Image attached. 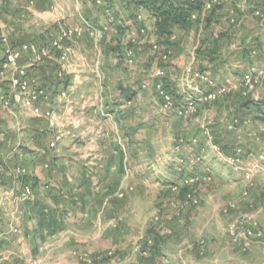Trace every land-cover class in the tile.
I'll return each mask as SVG.
<instances>
[{
  "label": "crops",
  "instance_id": "1",
  "mask_svg": "<svg viewBox=\"0 0 264 264\" xmlns=\"http://www.w3.org/2000/svg\"><path fill=\"white\" fill-rule=\"evenodd\" d=\"M233 2L235 6L246 9L247 13L243 16L239 14V20L241 17L245 23L254 18L258 20L257 11H264V0H243V5L239 4L241 0H231L230 6H233ZM36 5L34 15L41 18L43 24L51 26L53 23L59 25L64 23L68 27L82 28V34L74 44L77 54L72 59L69 69L68 92L66 91L65 98L61 96V92L65 91L62 84L58 85L56 59L35 68L41 84L52 89L51 102L45 107L53 108L52 103L56 104L59 96L60 106L58 107L61 108L63 125L60 126V120H58L57 126L52 128L47 121L34 117L23 108H5L0 100V167L4 168L0 171V184L6 187H18L19 181L13 174L14 168L22 164L28 166L31 180L35 185L33 201L44 202L48 207L56 208L59 217L65 222V228L59 233L49 236L46 235L47 232L44 233L43 236H47V240L44 248L39 249V251L47 249V253L41 255L44 257V264H80L72 257L73 252L97 254L96 252L99 251H94L93 248L98 246L103 248L110 238H122L123 234L129 231V225H132L130 233L134 242L137 239L152 238V232L158 235L157 247L154 250L148 248L144 252L148 264H219L220 260L216 259L215 255L210 256L213 259H207L211 249L209 240H203L207 243L204 255H201L199 251V244L197 251L193 254L186 252L185 249L170 250L175 245H172L171 239L163 236L165 230L162 232V229H166L165 226L173 225V223L164 222L155 225L154 228L150 226L145 235L143 228L147 217L152 213L149 215L145 213L140 217L136 213L149 208L137 201L138 195L151 194L150 191L155 193L156 190L164 188L163 185L160 187V183L151 186L148 180L143 183L144 185L137 187V181L140 179L137 176L139 169L136 163L141 161L142 156V152L136 149L137 146H149L147 152L150 151L151 155L155 152V146L163 145L165 141L171 139L170 133L174 130H193V126L190 129L188 118L179 115V107L185 102L186 95L183 90L185 86L182 77L183 69L180 74L176 69L178 53H175L176 56L171 63L169 62L168 68L165 65L166 75L160 79L155 72L159 66H163L160 59L165 47L159 44L160 51L155 52L152 49L151 39L139 35L142 24L137 21L136 13H119V16L118 14L113 16L114 13L109 11L101 13L91 9L93 6L91 2H87L86 7L76 6L74 13H67L64 8L57 5L56 0H39ZM1 6L4 7V17L0 16V18L10 30V39L14 43L22 45L49 41L50 37L39 30L35 36L30 37L24 23L18 21V13H22L23 16L25 11L20 9L17 0H0ZM59 7L64 10L62 13L58 12ZM225 12V8L213 11L205 22L198 20L197 25L191 29L196 34V40L189 65L193 64L198 69L209 66L208 72L217 79L222 70H229L227 66L231 61H228L225 56L227 48L244 50V54H247L246 50L251 52L254 47L264 48L262 33L260 35L263 39L260 44H250V40L243 43L240 41L230 43L228 41L230 37L241 33V29L224 31L227 24ZM145 14L148 17L149 35L153 36L154 20L149 13ZM216 21L220 23L217 24ZM263 23L262 26H264ZM104 28L107 29L104 30ZM99 30L103 31V39L98 43L96 35ZM191 30L177 28L173 43H179L185 33ZM57 33L53 31V28L50 29L51 37ZM222 35H224L222 53L219 52L212 60L203 51L214 48L216 40ZM136 36L138 41L133 43L132 38ZM253 36H256V33L249 38ZM125 37L130 38L129 44H125L126 47L122 46L124 43H119L123 42ZM174 44L170 48L177 49ZM128 47H133L135 50L136 61L133 66L129 65L124 53ZM250 57L257 58L252 57L251 54ZM236 62L241 65L243 61H235L232 66L238 65ZM22 64H28L27 59H22ZM256 65L254 63L248 71L257 68ZM233 80L236 79L227 78L219 80V83L229 84ZM160 81L168 91L176 92L172 93L176 108L170 112L166 110L165 103L156 87ZM7 84V80L0 79V94ZM179 88H182V91ZM256 93L264 94V79L257 84ZM234 97L235 94L223 98V112L217 117L214 116V119L219 122L215 125L220 124L223 127L227 116L236 117L238 114L236 109L232 105H227L230 102L228 99ZM243 98L254 99L255 97L253 94L243 96L240 99L241 104L245 102ZM215 108L203 110L201 106L199 110L202 111L201 115L204 119L207 117L213 119ZM252 108L254 107L242 109L251 111ZM249 116L248 114L247 117ZM257 124L260 128L264 125V121L261 120ZM204 126L205 124L201 123L199 128ZM213 128V126L206 127V134ZM236 134V132L232 133L233 136ZM192 140V144L196 146L199 137ZM52 141H55V147L50 146ZM76 141L78 144H74ZM58 145H64L65 149H58ZM197 148H199L198 145ZM165 155V158L160 161L156 160L158 164L168 163L169 155ZM47 162L52 163L50 169L45 167ZM73 165L80 167L74 170ZM146 175L152 180L151 182H156V177L163 182L160 176H166V171L164 168L155 169V172L146 173ZM183 175L180 174L179 178ZM50 185L53 189H49ZM24 205L25 203H22L21 207L26 212ZM122 209H128L131 211L130 214H134L131 223L128 222V216L122 213L124 211ZM35 217L30 221L36 223L37 217ZM118 219L122 220V223L115 228L114 222ZM28 222L29 220L24 217L23 226L26 230H29L31 226ZM183 222L181 220L180 223ZM188 227L185 221L179 228ZM204 228H207L206 225ZM30 233L28 240L35 238L34 241H40L34 237V232ZM222 238H225L224 242L231 249L237 251L238 256L230 254L221 264H264V242L253 244L248 253H243L230 243L227 237ZM6 240L7 238L4 237V242H7ZM172 240L175 239L172 238ZM4 248L7 247L4 246ZM8 253L12 254V259L5 261L4 264H27L22 253L16 254L11 251ZM123 254L125 253H121ZM128 257L137 258V255L133 250L132 253L122 256V261L116 259L118 263L115 260L113 262L126 264Z\"/></svg>",
  "mask_w": 264,
  "mask_h": 264
},
{
  "label": "rangeland",
  "instance_id": "2",
  "mask_svg": "<svg viewBox=\"0 0 264 264\" xmlns=\"http://www.w3.org/2000/svg\"><path fill=\"white\" fill-rule=\"evenodd\" d=\"M38 1L39 0H37L36 4H38ZM56 1H57V5L64 8L67 11V13L76 12V6L78 5H83L86 7L87 2L93 3L91 9L98 10L101 13H107V11H109V13H114L113 16L115 15L117 16V14L119 16V13L120 14L136 13V11L138 10L137 5L133 3L134 1L131 2L132 0H103L102 3H98L97 0H66V1L56 0ZM242 1L243 0H241V3L239 4L243 5ZM17 4L19 5L21 10L25 11L24 13H35L36 11L34 9L36 8L37 5L30 8L31 4H29L28 0H17ZM28 7L30 8V10L28 9ZM60 7L58 12L62 13L64 10H62ZM233 7L237 10L238 15L240 14L241 16H243L244 13H247L246 9H242V6L240 8L238 6H235L234 2H233ZM247 11L251 12V10H247ZM89 12L91 13V11ZM144 13H148V12L145 10ZM0 16L4 17V7L2 6L0 7ZM132 16L133 15H131V17ZM224 16L227 17V11L225 12ZM35 18L38 17L35 16ZM38 19L39 21H41V26H36L35 24H33L31 20L29 19L27 20L26 18H24L22 16V13L21 14L18 13V21H22L24 23L25 27L28 29L27 31L30 34V37L35 36L36 35L35 33L38 32L39 30V31H43L50 38H52L50 34L51 28H53V31L55 30L57 32H60L64 28L68 27L64 25V23H61V25H59L58 23L57 24L53 23L51 26H49L43 24V20L41 18ZM216 23L219 24L220 22L216 21ZM226 23H227L226 27L227 26L229 27L230 26L229 23L228 22ZM262 23L263 22L261 20L259 19L257 20L256 18L246 23L242 20L241 17L240 20L238 18V24L236 25V29L240 28L241 33H238L235 36L230 37L228 41L230 43H233L235 41H240L241 43H243L247 40H250L249 42L250 44L252 43L260 44L261 39H263L260 33L264 34L263 31L264 26L261 25ZM149 25L151 24L149 23ZM255 33L256 36L249 38L252 34ZM123 38H124V33H123ZM195 40H196V34L194 33V30H191L189 31V33H185V35L182 37V40L179 43L174 44L175 47L177 46V49H173V56L171 61L176 56L175 53L177 52L178 55L176 58H179V60L178 62H176L177 63L176 69L179 71V74L182 69L184 72L186 67L192 65V64L189 65V63H191ZM129 42H130V38L125 37V40H123V42L120 41L119 43L121 44L124 43L122 44V46L126 47L125 44H129ZM223 43L224 41L221 39L220 45L223 46ZM249 43L248 45H250ZM127 49H125L124 51L125 55ZM222 49L223 48L220 49L221 53H222ZM246 51H248L247 54H244L245 52L244 50L227 48L225 56L228 61H231V63H229L227 66L229 70L226 69L222 70L218 77L219 78L218 81L219 80L222 81L227 78L232 79L233 77L236 79L231 81L229 84L223 83V85L232 87L234 89V91L230 95H228V97L233 94H235V97L229 98L228 100H230V102L227 105H232L234 109H236V112L238 113L236 117L234 116L233 118H231L230 116H227L225 120L226 121L225 126L223 127L220 124L215 125V123H219V122H217L214 119V116L217 117L221 115L223 112V107H224L223 99L221 101H217L212 104H203L201 105L203 110L216 107L213 113V119L212 118L210 119L209 117L204 119V116L201 115L202 111L200 110L194 114L182 115L188 118L190 129L191 126H193L192 131L174 130V132L170 133L171 139L165 141L163 145L160 144L159 146H155V152L152 153L151 155H150V151L147 152L148 148H150L149 146L146 147L137 146L136 148L140 150V152H142L141 154L142 156L140 158L141 161L136 163L137 168L139 169L138 170L139 174L137 176H139L140 180L142 179L141 181L140 180L137 181V187L144 185L143 183H145L146 180L149 181V184L151 186L155 185L156 183H160V187H162V185L164 187L163 189L160 188V190H156L155 193H152L150 191L151 194H141L137 196L138 198L137 201H139L142 206H146V207L149 206L148 209L142 210L141 212H136L137 216L140 217L145 213L146 215L152 213L146 219V224L143 228L144 234L146 231L149 230L148 227L150 226L154 228L155 225L157 226V224H161V223L163 224L164 222L173 223V225L165 226L166 229H162V232L164 230L167 231V232L165 231L163 232V236L167 239H171L172 245H175V247H171L170 250L179 251V249H185L187 250L186 252L193 254L194 251H197L196 249H197V245L199 244L198 243L199 241L209 240L211 243V249H210V253H208L209 257H207V259L211 260L213 259V257L210 256L215 255L216 259L220 260L219 264L224 263V261L229 257L230 254L231 255L235 254L236 256H238L237 251L231 249L230 246L224 242L225 238H222V237H227L228 241L232 243L227 235V229L232 219V216L233 215L235 216L237 213L235 214L234 211L232 215H226L224 213V208L227 207V205L230 203H236L238 207L237 212L255 211L259 207V205H261V194H262V190L264 189V176L262 174H259L255 178V187L251 190L250 196L244 197L243 193L248 186L247 181L243 178L241 173L234 171L230 165L225 163L215 154V152H213L210 149V142H211L210 136H211L213 137L212 141L214 143H219L225 151L231 154L236 153L237 150H241L244 154L242 155L245 156V159L247 160L246 162L247 164L252 163L255 160L254 158L252 160L248 158L251 153L258 155L259 153L264 152V132L261 130L262 125L259 128L257 124L258 122L261 121L262 116H260L261 114L255 108H252L251 111H244L242 109L243 106L240 102V99H242L243 97L242 92H240V89L237 88L235 90L234 88L239 80L236 77L239 76L240 78H242L254 63L257 64L256 65L257 68L264 67V56H259L257 58L252 59L249 54L250 51L249 50ZM204 52L206 51H203V53ZM123 58L125 59V57ZM223 60L225 59L223 58ZM235 61H243V62L241 63V65L240 63L236 62L238 65L232 66V64ZM168 66L169 63L166 64V68H168ZM201 68H202L200 69L201 71H204L210 74L211 76L215 77L213 74L208 72L210 70L209 66H205ZM182 77H183V73H182ZM57 80L59 83L58 85L62 84V87L65 90V92L66 91L68 92L67 85L69 83V75H67L65 81H60L59 79ZM184 83L185 86L183 90L187 91L188 90L187 83L185 81ZM179 89H181L182 91V88ZM173 92L176 93L175 91L170 90V94H172ZM62 97L65 98L66 96H62ZM160 97L161 99H163L161 94ZM175 104L172 109L170 110L166 109V110L169 112L174 110L176 108ZM52 105H53L52 109L55 113V117L57 121L60 120L59 123L61 126L63 125V120L61 119L62 118V112L60 111L61 108L58 107L60 106L59 96L56 99V104L53 102ZM179 108L181 109V106ZM248 114L250 115L249 117H247ZM256 119L257 122H255ZM246 121H248L249 124H246ZM201 123L205 124L204 128H199ZM60 126H58V128ZM212 126L214 127L213 130L210 129L206 134L207 131V130L205 131L206 127H212ZM235 132L237 134L233 136L232 133ZM257 135L259 136V138ZM197 136L199 137V142L197 144L199 148H197V145L195 146L192 144L193 141L192 139H194ZM74 144H78V141H76ZM58 149L63 150L65 149V146L58 145ZM164 153L169 155L168 163H165L164 165L158 164L157 163L158 160L160 161V159L165 158L166 155ZM198 157H200L199 161L196 160ZM182 159H184L185 162H182L181 161ZM47 164L49 165L48 169H50V164L52 163L47 162ZM21 166L24 165L22 164ZM79 167H80L79 165H73L72 169L76 170L79 169ZM162 168H164V171H166V176H160L163 182L160 181V179L157 178L156 175H155L156 182H151L152 180H150V178L147 177L146 173L155 172V169L161 170ZM3 169H4L3 167H0V171ZM180 174L190 175V176L199 175L201 177L200 182L193 185L194 187L192 186L193 189L197 191L199 204L184 206V201L186 200L185 199L186 189L182 188V186L178 184L181 180V178H179ZM18 183L19 186L16 187V189L21 191L22 183L21 182ZM175 183H177V185ZM8 188L9 187H6L4 185V198H6L7 195L6 193L8 191ZM49 189H53V186L51 187L50 185ZM11 202L12 203L9 202V204H7L6 209L0 210V264H4L5 261H10L12 259L11 258L12 254L8 253V251H11L16 254L22 253L21 255H23L24 261L27 264H44L45 260H43L44 257H42L41 255H45L47 249L45 250L43 249L40 251L39 249L40 247L44 248L45 241L47 240V236L43 238L45 232L39 231L36 228L37 220L36 223L31 222L29 220L28 223H30L31 226L29 230H26L23 226L25 214L17 213L18 210L22 209L21 207L22 204L18 201V199L16 200L15 197L11 198ZM144 203H146V205H144ZM123 210L124 209H122V211ZM130 212L131 211L128 209L122 212L123 214L126 215V217L128 216L129 223H131V218L132 220L134 219V214H130ZM60 216L62 217V214ZM157 216H160L159 221L155 220ZM118 220L114 222L115 228H118L119 227L118 224L122 223V220L119 221ZM181 220H183L184 222L186 221L187 226L189 227L184 229L179 228L180 225L184 223V222L180 223ZM260 221L262 226H264V213L260 214ZM205 225L207 228H204ZM128 228L129 231L123 234L122 238L108 239L103 248H100L99 246L93 248L94 251H99L96 252L97 254H89V255L91 257H95L99 255H106L109 252H113L115 254V258H111V259L108 258L107 262L109 264H116V262L118 263L116 259L122 261L123 260L122 256L127 255L128 253L130 254L134 250V252L137 255V258L128 257L131 262L146 261L144 252L142 250L143 249L148 250V246L146 244L147 238L137 239L136 242H134L130 233L132 229V225H129ZM30 232H34V237L38 238L40 241H34L33 239L35 238L28 240V236L31 234ZM4 237L7 238L6 240L7 242H4ZM172 238H174L175 240H172ZM4 246H6L7 248H4ZM136 248L139 249L137 250ZM123 252L125 254L121 255V253ZM80 254H86V253H80ZM37 255L38 257H36ZM72 257L75 258L78 261V263L86 264L80 258L75 256L74 252ZM129 259L126 262V264H130ZM197 259H199V257H197ZM113 260H115L116 262L114 263Z\"/></svg>",
  "mask_w": 264,
  "mask_h": 264
},
{
  "label": "built area",
  "instance_id": "3",
  "mask_svg": "<svg viewBox=\"0 0 264 264\" xmlns=\"http://www.w3.org/2000/svg\"><path fill=\"white\" fill-rule=\"evenodd\" d=\"M31 7L36 5L37 0H28ZM203 5L201 11H196L192 14L194 21L202 20L206 21L210 13L213 11L225 8L227 11L226 21L229 23V27H225V32H230L236 28L238 24L237 10L230 6L231 0H202ZM98 3H102L103 0H97ZM28 7V9L30 10ZM228 9V10H226ZM145 9L139 7L136 11V19L142 24L139 30V35H143L146 38L149 37L152 42V49L155 52L160 51V45L157 42V36L154 33L153 36L149 35L148 31V17L144 13ZM259 19L264 22V11H257ZM23 17L27 20H31L36 26H41V21L35 18L34 13H24ZM232 28V29H231ZM107 28H104L106 30ZM82 28L78 26L67 27L58 32L54 37L49 38L46 43L30 42L22 45L14 43L10 39V30L4 25L3 20L0 18V79L7 80L6 87L2 89L0 94V100L3 106L7 109L20 107L25 111L31 113L34 117L44 119L48 125L52 128L57 126V119L55 113L51 107L48 106L52 99V89L41 84L40 77L35 71L37 66L44 65L47 61L56 59L57 61V78L60 81H65L69 74L72 59L76 56L77 50L75 48V41L81 36ZM97 42L99 43L103 37V31L97 32ZM138 41V37H133L132 42ZM252 57L264 56V48H252L250 52ZM173 56L172 48H165L161 53V62L163 66H159L155 74L158 78L162 79L166 75L165 65L168 64ZM22 59H27L28 64H22ZM126 59L130 65L135 64L136 56L133 47H130L126 51ZM184 81L187 83L188 90L185 91L186 98L182 104L179 114H194L199 111V108L203 104L215 103L224 97L230 95L234 89L229 86H225L219 83L218 79L210 74L201 71L193 64L186 67L183 72ZM264 79V67L253 68L248 71L242 78H239L235 90L238 88L241 90L243 96L249 94L254 95L255 100H262L264 102V94L256 93L257 84ZM165 102L166 109L170 110L175 104V100L170 91H168L164 84L160 81L156 85ZM62 96H67V92H61ZM246 124H249L246 121ZM261 130L264 132V125ZM258 136V135H257ZM259 138V136H258ZM213 137L210 136V149L222 159L225 163L230 165L232 169L238 173H241L243 178L247 181L248 186L244 191L243 196L249 197L251 190L255 187V178L262 174L264 176V152L257 154H250L248 157L250 160L255 159L252 163L247 164L245 156L241 150H237L236 153H229L225 151L219 143L212 141ZM51 147H55V141L50 143ZM243 154V155H242ZM247 158V159H248ZM248 159V160H249ZM200 160V157L196 159ZM185 162L184 159L181 160ZM49 168V165H45ZM16 177H29L31 173L27 167L18 165L14 168ZM201 177L199 175H184L181 177L179 185L186 189L184 206L197 205L199 199L197 197V191L193 189V185L200 182ZM177 185V183H176ZM193 186V187H192ZM0 210L6 209L7 204L12 203L11 198L15 199L22 204L27 201L33 200L34 186L32 181L22 183L21 191L16 187H9L6 198H4V186L0 184ZM9 201V202H8ZM9 206V205H8ZM238 207L236 203H230L224 208L226 215H232L235 211V216L228 225L227 235L232 244L238 247L243 253H248L255 243L264 242V227L260 221V214L264 213V189L261 194V205L251 212H237ZM18 214H25L23 208L17 211ZM156 221L160 220V216H157ZM146 244L149 249L154 244L153 238L146 239ZM137 249V248H136ZM139 249V248H138ZM137 249V250H138ZM136 250V251H137ZM207 250V243L201 241L199 243V251L201 255H204ZM143 252L146 250L143 249ZM74 255L84 261L86 264H109L107 259L115 258L113 252H109L106 255H99L91 257L88 254H80L74 252ZM130 264H148L147 261L131 262Z\"/></svg>",
  "mask_w": 264,
  "mask_h": 264
},
{
  "label": "trees",
  "instance_id": "4",
  "mask_svg": "<svg viewBox=\"0 0 264 264\" xmlns=\"http://www.w3.org/2000/svg\"><path fill=\"white\" fill-rule=\"evenodd\" d=\"M131 2L135 3L137 8L142 7L149 13L154 20V33L157 36L158 43L166 49L174 44L173 36L177 28L191 30L197 25L198 21L192 19V14L196 11H201L203 5L202 0H132ZM223 36L216 40L214 48L204 50L206 51L204 53L212 60L220 52V38L222 39ZM243 99H245V102L242 106L247 108L253 106L256 108L261 114L260 116H262L261 120L264 121V102L262 100ZM13 174L16 177L15 172ZM16 178L21 183L30 182L31 180L29 177ZM32 183L35 189L34 182ZM24 209L26 210L25 218L27 220L37 217L36 228L39 231L54 235L65 228V222L59 217L56 208L48 207V205L37 200H30L25 202ZM152 234L154 244L151 249L154 250L157 247L158 235L153 232Z\"/></svg>",
  "mask_w": 264,
  "mask_h": 264
}]
</instances>
